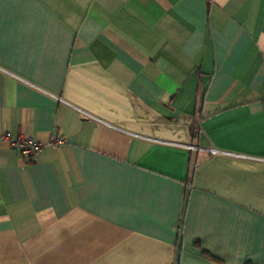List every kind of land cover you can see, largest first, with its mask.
<instances>
[{"label":"crops","instance_id":"obj_1","mask_svg":"<svg viewBox=\"0 0 264 264\" xmlns=\"http://www.w3.org/2000/svg\"><path fill=\"white\" fill-rule=\"evenodd\" d=\"M0 132V264H264V0H0Z\"/></svg>","mask_w":264,"mask_h":264},{"label":"built area","instance_id":"obj_2","mask_svg":"<svg viewBox=\"0 0 264 264\" xmlns=\"http://www.w3.org/2000/svg\"><path fill=\"white\" fill-rule=\"evenodd\" d=\"M52 144L60 147L65 144V140L62 137L54 138ZM3 145L17 149L28 161H32L43 147L40 142L27 135L13 136L9 132H0V147ZM212 153L214 154L216 151L212 150Z\"/></svg>","mask_w":264,"mask_h":264}]
</instances>
